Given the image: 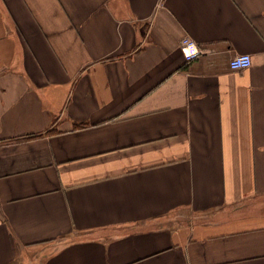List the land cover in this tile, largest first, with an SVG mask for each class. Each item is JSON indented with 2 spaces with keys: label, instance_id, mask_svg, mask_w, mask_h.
I'll return each mask as SVG.
<instances>
[{
  "label": "crops",
  "instance_id": "0c3cea01",
  "mask_svg": "<svg viewBox=\"0 0 264 264\" xmlns=\"http://www.w3.org/2000/svg\"><path fill=\"white\" fill-rule=\"evenodd\" d=\"M0 264H264V0H0Z\"/></svg>",
  "mask_w": 264,
  "mask_h": 264
},
{
  "label": "built area",
  "instance_id": "2783aa9c",
  "mask_svg": "<svg viewBox=\"0 0 264 264\" xmlns=\"http://www.w3.org/2000/svg\"><path fill=\"white\" fill-rule=\"evenodd\" d=\"M183 42V50L187 59H192L197 56L198 50L194 43L188 39ZM251 64V56L249 54H237L229 61V67L233 71H241L249 67Z\"/></svg>",
  "mask_w": 264,
  "mask_h": 264
},
{
  "label": "trees",
  "instance_id": "16d2710c",
  "mask_svg": "<svg viewBox=\"0 0 264 264\" xmlns=\"http://www.w3.org/2000/svg\"><path fill=\"white\" fill-rule=\"evenodd\" d=\"M78 127H83V126H81V125H77Z\"/></svg>",
  "mask_w": 264,
  "mask_h": 264
}]
</instances>
